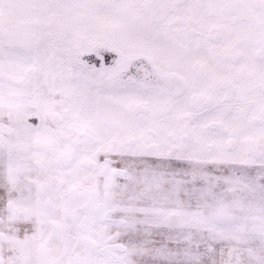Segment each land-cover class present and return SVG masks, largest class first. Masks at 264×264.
Instances as JSON below:
<instances>
[{
  "label": "snow or ice",
  "instance_id": "1",
  "mask_svg": "<svg viewBox=\"0 0 264 264\" xmlns=\"http://www.w3.org/2000/svg\"><path fill=\"white\" fill-rule=\"evenodd\" d=\"M0 264H264V0H0Z\"/></svg>",
  "mask_w": 264,
  "mask_h": 264
}]
</instances>
